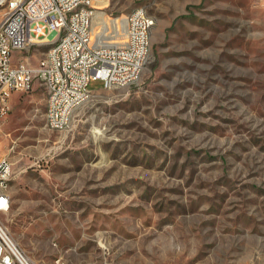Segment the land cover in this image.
I'll use <instances>...</instances> for the list:
<instances>
[{
	"label": "rangeland",
	"instance_id": "374dc122",
	"mask_svg": "<svg viewBox=\"0 0 264 264\" xmlns=\"http://www.w3.org/2000/svg\"><path fill=\"white\" fill-rule=\"evenodd\" d=\"M96 46L156 20L132 85L90 84L69 131L47 93L12 96L1 221L32 264H264V0H95ZM43 39L13 59L36 68Z\"/></svg>",
	"mask_w": 264,
	"mask_h": 264
},
{
	"label": "built area",
	"instance_id": "2783aa9c",
	"mask_svg": "<svg viewBox=\"0 0 264 264\" xmlns=\"http://www.w3.org/2000/svg\"><path fill=\"white\" fill-rule=\"evenodd\" d=\"M95 0H0V118L11 107L16 92L32 90L35 80L47 93L46 125L51 131H69L73 115L92 96L78 95V84L103 83L106 90L134 84L150 62L148 31L153 16L139 8L127 16L124 43L96 46L93 31ZM9 32V39H2ZM43 39H52L47 54L32 68L13 59ZM93 52V59H86ZM97 64V71L82 73V66ZM69 76H85V83L69 84ZM14 164L0 160V264H32L1 221L10 210L9 186Z\"/></svg>",
	"mask_w": 264,
	"mask_h": 264
},
{
	"label": "bare ground",
	"instance_id": "6f19581e",
	"mask_svg": "<svg viewBox=\"0 0 264 264\" xmlns=\"http://www.w3.org/2000/svg\"><path fill=\"white\" fill-rule=\"evenodd\" d=\"M155 18L153 17L151 30L148 31V46L149 54L151 49V35L152 30L155 26ZM2 39H9V32H2ZM86 59H93V52H86ZM89 71H97V64H86L82 66V73H89ZM85 83V76H69V84ZM77 94L78 95H87L92 96V91L90 89V84H78L77 85Z\"/></svg>",
	"mask_w": 264,
	"mask_h": 264
},
{
	"label": "snow or ice",
	"instance_id": "6c2138e0",
	"mask_svg": "<svg viewBox=\"0 0 264 264\" xmlns=\"http://www.w3.org/2000/svg\"><path fill=\"white\" fill-rule=\"evenodd\" d=\"M3 203V201H0V204H2Z\"/></svg>",
	"mask_w": 264,
	"mask_h": 264
},
{
	"label": "crops",
	"instance_id": "0c3cea01",
	"mask_svg": "<svg viewBox=\"0 0 264 264\" xmlns=\"http://www.w3.org/2000/svg\"><path fill=\"white\" fill-rule=\"evenodd\" d=\"M13 96V95H12ZM11 102H12V97H11Z\"/></svg>",
	"mask_w": 264,
	"mask_h": 264
}]
</instances>
